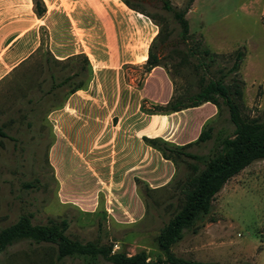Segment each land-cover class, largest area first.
Wrapping results in <instances>:
<instances>
[{
    "label": "rangeland",
    "instance_id": "rangeland-1",
    "mask_svg": "<svg viewBox=\"0 0 264 264\" xmlns=\"http://www.w3.org/2000/svg\"><path fill=\"white\" fill-rule=\"evenodd\" d=\"M128 1L158 29L150 47L160 63L150 72L146 62L106 75L94 73L84 56L53 62L44 33L30 62L0 84V230L23 215L36 225L66 221L73 240L166 260L158 236L184 204V185L204 165L177 153L166 159L151 140L208 159L234 136L235 125L222 98L218 107H159L190 106L209 81L224 77L230 90L243 82L245 117L264 123V0H195L185 40L174 13L189 0H167L171 10L163 0ZM238 51L243 60L230 73ZM125 87L140 97L120 109ZM185 110H196L184 114L186 129L176 114ZM208 128L210 138L196 142L195 132ZM172 252L210 264H264V160L231 178L210 214L185 230ZM56 253L55 245L22 240L0 254V264H85L59 263Z\"/></svg>",
    "mask_w": 264,
    "mask_h": 264
},
{
    "label": "trees",
    "instance_id": "trees-1",
    "mask_svg": "<svg viewBox=\"0 0 264 264\" xmlns=\"http://www.w3.org/2000/svg\"><path fill=\"white\" fill-rule=\"evenodd\" d=\"M123 2L129 8L138 11L131 7V3L128 0H124ZM163 2L165 9L171 10L169 2L167 0H163ZM194 2L195 0H189V6L184 11L174 13V18L181 27V37L184 40L188 38L190 32L186 14ZM34 4L36 13L41 16L45 12L42 0H34ZM205 53L211 54L209 50L205 51ZM243 57L244 53L238 51L234 64L229 70L230 73H237L239 71ZM85 60L88 62L87 58ZM159 63V57L150 47L146 61V70L150 72ZM223 78L209 81L202 91L193 97L190 106L177 101L171 104L168 109L167 107H159L160 110L173 112L197 108L204 103H212L218 107V98H222L228 107L230 121L235 125L234 136L232 138H224L221 141V150L208 159L185 153L184 149H171L158 139L151 140L154 146L162 150L163 156L166 159H169L170 153H177L204 165V169L184 185V204L158 236V244L161 250L164 251L166 260L158 259L151 261L145 252L134 256H127L124 253H113L112 245L105 246L91 242L82 243L81 241L69 238L66 235L68 229L66 221L52 223L51 225H36L26 215L21 216L11 226L0 230V254L16 242L29 240L37 245L42 243L55 245L57 252L56 259L59 263L66 258H80L84 260L85 264H97L98 260L102 258L112 264H210L178 258L172 252V247L183 240L185 230L193 229L199 220L210 214L215 196L231 178L240 174L253 163L264 160V123L257 120H248L245 117L243 113L244 105L242 103L243 82L236 81L230 90L223 83ZM211 130V128H208L207 131L202 132L196 142H204L209 139ZM0 135L4 136L1 132ZM187 146H190V144L183 148Z\"/></svg>",
    "mask_w": 264,
    "mask_h": 264
},
{
    "label": "crops",
    "instance_id": "crops-1",
    "mask_svg": "<svg viewBox=\"0 0 264 264\" xmlns=\"http://www.w3.org/2000/svg\"><path fill=\"white\" fill-rule=\"evenodd\" d=\"M42 2L45 12L40 16L34 0H0V84L30 62L42 46L44 33L50 58L56 63L84 56L94 73L106 75L147 61L149 47L158 34L157 26L122 0ZM137 92L132 87L122 88L120 109H129L130 100L140 97ZM196 110L176 113L182 128L186 127L184 114ZM207 116L196 125L202 126ZM149 133L154 135L152 127ZM187 136L182 137H190ZM194 137H199V132ZM134 150H139L136 142Z\"/></svg>",
    "mask_w": 264,
    "mask_h": 264
}]
</instances>
